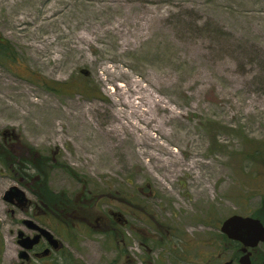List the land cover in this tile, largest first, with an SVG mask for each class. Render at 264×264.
<instances>
[{"label":"rangeland","instance_id":"rangeland-1","mask_svg":"<svg viewBox=\"0 0 264 264\" xmlns=\"http://www.w3.org/2000/svg\"><path fill=\"white\" fill-rule=\"evenodd\" d=\"M1 42L0 264L25 219L64 246L28 264H212L226 217L264 216V0H0Z\"/></svg>","mask_w":264,"mask_h":264},{"label":"water","instance_id":"water-1","mask_svg":"<svg viewBox=\"0 0 264 264\" xmlns=\"http://www.w3.org/2000/svg\"><path fill=\"white\" fill-rule=\"evenodd\" d=\"M3 199L19 209H24L30 200L26 197L24 190L17 185L10 186L3 194ZM37 233L34 236H24L23 231L18 232L17 242L21 247L20 258L27 259V250L31 249L43 236L50 246L57 250L59 240L44 227H41L31 220H23ZM221 233L228 239L238 241L243 245L242 249L252 248L264 241V224L257 217L251 215L232 214L226 217L219 227ZM247 255L242 256L240 261L247 264Z\"/></svg>","mask_w":264,"mask_h":264},{"label":"flooded vegetation","instance_id":"flooded-vegetation-1","mask_svg":"<svg viewBox=\"0 0 264 264\" xmlns=\"http://www.w3.org/2000/svg\"><path fill=\"white\" fill-rule=\"evenodd\" d=\"M19 179H20V182H22L21 181V178H19ZM36 199H37V197H36ZM37 201H38V203L40 205H43L41 201H39V200H37ZM70 201L72 203H76L75 202L76 201L75 199L70 200ZM29 204L25 208H27L28 206H31L32 205V204L31 205H29ZM31 209H33V208H31ZM40 210H43V209L40 207ZM24 211L25 212L28 211V208L26 210H24ZM76 211H77V206L76 207L72 206L70 208L68 207V208H66V211H65V209L62 208L60 210V214H59L60 221L65 222V220H63V217L67 213H70L71 214L70 216L73 217L74 216L73 214H77ZM13 212L14 211L12 210V213ZM40 212L41 211H38L37 209H35L34 211L33 210L31 211V214L34 217H36ZM115 214L116 213L112 212V215L113 216H115ZM118 215H120V214H118ZM122 220H124V219H122ZM21 223L24 225V227L26 229H28L30 231V233H26V232L23 231L24 236H31L32 237V236H34L37 233L36 230L32 229L28 224L24 223L23 220L21 221ZM19 231H20L19 229L16 231V243L17 244H18V242H17V236H18V232ZM220 234H223V233L220 232ZM224 236L226 237V235H224ZM228 240L232 241V243H234L237 246V249H230L232 251V256H230L226 260L225 259H222L224 261H221L222 255H220V261L215 262V263H212V264H245V263H243V262L240 261L241 257L242 256H245V255H247V260H246L247 264H264V249H260V247H258L261 243H264V241L261 242V243H259L255 247L247 248V249L244 250V249H242L243 248V245L241 243H239L238 241H234V240H231V239H228ZM63 248H64L63 243L59 239V246H58L57 250H60V249H63ZM51 249L53 250V248L50 246L49 242L43 236H41L39 238L38 242L31 249L27 250L28 258L25 259L26 260V263L27 264L30 263L31 260H33V259H42V258H46V257L50 256ZM224 250H228V249H224ZM219 254H221V253H219ZM216 255L217 254H215L214 256H216ZM18 258H20V251H18ZM200 264H211V262L210 261L201 262Z\"/></svg>","mask_w":264,"mask_h":264},{"label":"trees","instance_id":"trees-1","mask_svg":"<svg viewBox=\"0 0 264 264\" xmlns=\"http://www.w3.org/2000/svg\"><path fill=\"white\" fill-rule=\"evenodd\" d=\"M6 47H8L6 45V43L5 44H3L2 42L0 43V51H3V53L5 52L4 50H6ZM4 55H7V54L5 53ZM59 84H62V83H59ZM54 90H56V89H54ZM60 91H61V89H59V92ZM81 91H82L81 94H83V95L91 94L88 87L81 88ZM11 155H12V152L10 150H8V149L3 150L2 149L0 151V160L5 165H9V158L11 157ZM12 156H13V160H15V162H17V158L14 155H12ZM25 163L28 165L31 162H25ZM35 167L38 168V170H42L43 177L40 180H37L35 182L36 184H35L34 189H33L34 193H36L37 196L39 197V200L43 204V208H45L49 213L59 217L60 210L63 208L66 211V208L72 207V204L70 203V201L65 200L64 197L59 195V193H55L54 191H52L49 188V186L47 184V179H46L47 171H48L47 170L48 165L46 167H42V165L41 166H35ZM252 216L259 218L261 220V222L264 224L263 212L256 211V212L252 213ZM219 236L225 242H230L232 244V246H235V249H237V246L234 243H232V241L228 240L223 234H219ZM70 262H72V261H70ZM55 264H58V262L55 261ZM73 264H75V263H73Z\"/></svg>","mask_w":264,"mask_h":264},{"label":"bare ground","instance_id":"bare-ground-1","mask_svg":"<svg viewBox=\"0 0 264 264\" xmlns=\"http://www.w3.org/2000/svg\"><path fill=\"white\" fill-rule=\"evenodd\" d=\"M42 105V104H41Z\"/></svg>","mask_w":264,"mask_h":264}]
</instances>
